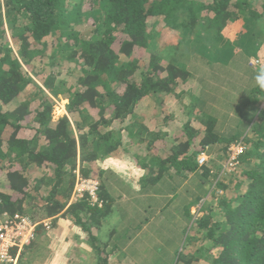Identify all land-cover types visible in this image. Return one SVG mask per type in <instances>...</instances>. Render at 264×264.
<instances>
[{
    "label": "trees",
    "instance_id": "trees-1",
    "mask_svg": "<svg viewBox=\"0 0 264 264\" xmlns=\"http://www.w3.org/2000/svg\"><path fill=\"white\" fill-rule=\"evenodd\" d=\"M193 35L202 41V50L212 52L232 51L237 44L256 47V64L245 66L249 89L234 84L239 103L223 114L218 111L232 132H217L215 118L200 107L195 113L199 130L187 123L164 139L157 154L149 148L151 165L138 155L135 159L146 167L143 179L181 183L193 175L204 194L194 195L195 202L209 197L199 209L201 217L188 211L174 264H200L204 253L209 264H264V92L252 79L264 67V0H0V214L18 213L36 222L72 219L95 248L94 264H109L102 256L104 246L89 234L108 210L101 194L107 191L106 180L99 184L101 207L69 204L74 172L92 178L99 159L126 153L125 140L140 135L139 121L155 114L137 113L147 108L150 96L161 106L181 96L179 88L190 81L199 85L196 96H202L207 90L202 78L180 63ZM200 55L192 57L194 64L207 63ZM64 65L75 71L65 81L58 77ZM30 85L31 100L21 101ZM58 97L67 101L66 115L54 121L53 99ZM240 101L247 109L242 117ZM239 142L244 151L229 171L238 169L237 176L217 181L222 193H212L216 176L210 157L226 160L229 147ZM202 153L208 161L199 167L196 157ZM178 194L183 196V190ZM44 230L39 226L36 234ZM198 240L211 241L218 253L212 257L201 243L190 254ZM37 246H29L33 259L41 255ZM19 264L29 263L21 258Z\"/></svg>",
    "mask_w": 264,
    "mask_h": 264
},
{
    "label": "rangeland",
    "instance_id": "rangeland-1",
    "mask_svg": "<svg viewBox=\"0 0 264 264\" xmlns=\"http://www.w3.org/2000/svg\"><path fill=\"white\" fill-rule=\"evenodd\" d=\"M251 1L257 2V0H251ZM78 28L79 27H77V29ZM84 30H86V28ZM86 34L87 33L85 32V35ZM8 40H9L10 47L15 51V47L12 41L10 40V38ZM263 47L264 46L262 45V48ZM250 48L245 49V46H243L242 44H237L236 47L233 48L232 51L229 50L226 52L225 51L212 52L213 50L212 51L202 50L203 49L202 41L196 35H193L183 46V57H182V60L180 61L181 67L184 69H188L189 67L190 73H196L198 77H201L204 84L207 87V90L206 89L202 90V93H201L202 96H199V97L196 96L197 91L199 90V85L194 81H190L189 83H187V85L185 86L182 85L179 88V90H181V96H178L176 98H173L172 100L164 102V104L161 105L162 107L159 106V104H157V101L155 100L153 96H150V101L147 102L148 104L147 108H145L144 110H139L137 113L141 115L143 114L146 115L149 111L150 112L152 111L153 113H155V118H157V121L155 120L154 122L153 120L154 116H153V119L152 118L150 119V117L147 116L145 120L143 119V121L141 120L139 121V123H141V125L143 126L144 125L148 127L151 126V128L149 129H151L150 131L151 133H153V127L159 126V123L164 122L165 126L163 127L166 133L163 132L164 133L163 139L164 138L167 139L173 136L175 133L181 132L182 129H184L185 124L187 123H189L188 127L190 129L199 130L201 127V124H200L201 119L198 120V117H196L197 115H195V113H197V110L201 107V109L205 112V113L201 112L202 114H207L215 118L216 131L217 132H220L221 130L226 131L224 132L225 136L229 135V133L232 131L229 132L228 124L226 123L227 119L225 116L220 115L218 111L222 112L223 114L226 110L232 109V106L234 105V103H236V106L239 103L237 101L239 99L237 98L238 96L239 97L241 96V93L237 95V93L232 92L234 88L233 86L234 84H236L235 87L242 86V89L240 87L239 90L249 89V86L251 83H250L249 77L248 79L245 77V75H248L247 74L248 72L245 69V63L248 62L247 66L251 67L256 64L253 57H257L256 47L250 46ZM201 50L202 52L203 51H206V52L200 53ZM258 50L262 51L260 48ZM197 54H201L200 57H202V60L206 61L207 63L199 62L198 64H196L197 63L196 62L194 64L193 62L194 59H192V57L196 56ZM43 71L45 73H48L49 67L47 66L44 67ZM58 73H60L58 77L62 79L63 81H65L69 78L68 76L75 73V71H73V68H68V65H64L62 69L61 68L58 69ZM35 83L39 85V82L36 80H35ZM33 92H34V87L32 85L27 86V88L24 89L21 94V99H22L21 101H24V100L28 101V99L31 100ZM243 92L244 94H246L245 91ZM195 96L198 98H195ZM53 103H54V106H53V112H52V119H58L62 115L64 116L66 114L65 106H66L67 101L64 100L63 97H58V98L53 99ZM240 103H243V102L240 101ZM190 106L192 110H190ZM154 107L155 109H153ZM216 109H217V112H215ZM238 110H240L238 114L239 117H242L240 115L241 111H244V112L247 111L244 103L242 106L238 107ZM190 111H192V113ZM160 119H164V120L161 121ZM127 120L124 122V125L127 124L126 123ZM239 127L241 126H238V129ZM24 133L27 135L28 132L24 131ZM140 134L144 137L143 132L140 131ZM150 139L151 137L149 138V140ZM138 140H140V138H138ZM140 151L143 153V155L145 154L144 149L140 148ZM146 157L144 156V158L147 159L146 161L151 165V162H150L151 160L149 159L150 156L147 155ZM142 159H139V160L143 161ZM210 159L211 160L213 159L212 160L213 168L211 169V173L216 176L213 182L210 181L212 188L214 187L211 190V192L212 193L217 192L219 195H221L222 192L220 191V188L217 186V181L222 182L223 180L228 179V176H231L234 179V177L237 176L238 169L233 171V174H229V171L224 170L225 160L220 161V160H216V158H213V157H210ZM136 162H138V160H136ZM164 182H166L165 178L157 181V191L158 190L160 191L161 189L162 191L165 190L166 186L164 187V184H163ZM169 182L172 184L173 182L175 183L176 180H169ZM172 185L174 186V184ZM190 185H192V181L190 182ZM142 187L143 185L140 186L139 188L140 192L144 191L145 189L147 190V192H149V190L147 189L148 187H144L141 190ZM151 187L150 189L155 190L154 186H151ZM198 187H201L200 184ZM200 190L201 188L197 189L196 187L194 189L193 188L187 189L185 190V193H184L185 195L183 196H181L178 193H175L173 200H171L166 206V208L163 209L164 211L162 210L159 213L162 215L167 214V213L173 214L179 208V211L182 217L185 218L188 213L189 204H191L193 200L192 195H195V198H202L204 196V194L202 195ZM131 192L135 193V188L131 187ZM187 193H189L191 196L188 198V200L187 199L184 200L183 198L188 196ZM189 199L191 202L189 201ZM208 199L209 197L203 198L202 201L200 200L199 203H197V201L196 202L193 201L197 203V205H195V207L192 208L193 210L191 212L192 213L191 215L194 218H199L202 216V213L199 211V209L202 206L207 205L206 202H208ZM203 203L205 204L203 205ZM216 203L217 201L214 202L213 205H215ZM176 206H180V207H176ZM145 208H146L147 214H150L152 211L155 210V207H145ZM181 210H184V211H181ZM176 215L177 214L175 213L174 216ZM56 218L58 219L62 217L58 216ZM56 218L54 220H57ZM62 219L68 220V222H70V224L67 225L68 226L67 231H71L73 235L76 234V226L77 228L81 229L80 226L74 224V221L72 219H67V218H62ZM160 221H163L162 224L160 223ZM155 222H158L159 226L154 229H150L147 235L145 236L142 235V239L144 238L146 239L145 243L140 244V242H132L128 244L129 246L126 249V254H125L126 258L122 261H115L117 262L115 264H174L173 260H175V257H177L178 252L181 250L180 248L181 244L178 243L179 245L177 246L176 242L179 241V235L181 238L182 230H181V227H177V226L183 225V222L181 219L172 220L170 216L165 217V215L164 217L161 216V217H158V219L156 218L154 223ZM52 228L53 227L51 226L50 231H47V230L45 231L51 233ZM55 230H53L52 233L55 232ZM117 230H122V229L120 228ZM131 230H132L131 227H128V232H127V235L125 236L127 237V239H130L129 233L131 232ZM77 233L78 235L81 234L79 231H77ZM81 236L82 235H80V237ZM210 242L211 241L206 240V241H203L202 243L200 240H198L196 244L194 245L192 244L190 248L191 249L190 254L194 253L195 250L198 247H200L202 243L204 244V247L206 250H211L210 254L213 257L214 255L218 253L219 249L217 247L212 248ZM43 243H44V240L41 241L42 245L39 246L40 247L39 253H41V255H39L36 259L34 258L33 260L30 257L32 255H29V258H30L29 264H45V259L47 255L45 254V251L43 252L42 248L43 246H45ZM47 250L53 251V249L51 250L49 248H47ZM55 251L57 252L58 249L55 248ZM70 251H69V254L66 260L64 259L63 261H61V264H94L95 260H91L89 257H86L85 260L77 259V257H75V253L73 251L71 252ZM30 253L32 254L31 251ZM25 254L26 253H24V256H22L23 259L25 258ZM122 256L123 254L120 255V257ZM208 258L209 257L207 256V254L204 253L203 255H201L199 263L209 264ZM57 262L55 263L54 261L52 262V264H57Z\"/></svg>",
    "mask_w": 264,
    "mask_h": 264
},
{
    "label": "crops",
    "instance_id": "crops-1",
    "mask_svg": "<svg viewBox=\"0 0 264 264\" xmlns=\"http://www.w3.org/2000/svg\"><path fill=\"white\" fill-rule=\"evenodd\" d=\"M248 62L245 63V66H247ZM66 115V114H65ZM63 116V115H62ZM61 116V117H62ZM163 116V115H162ZM151 119V117H150ZM153 119V117H152ZM54 121L57 119H53ZM154 122L155 120L157 121V118H155L154 114ZM161 121L164 119H160ZM141 132H143L144 137L140 134L138 138L140 140L135 139V140H130L126 139L125 141V147L128 149L122 154H112L110 156H121L123 154H127L128 156H131L133 159H135V155H138L140 159L146 157L148 153L154 151L155 154H157V150L155 149L163 146L165 144L164 138V127L165 123H159V126L153 127V133H151V126H146V125H139ZM142 127V128H141ZM153 134H155V139L152 141ZM151 139L149 140V138ZM145 138V139H144ZM163 141V142H162ZM169 140H167L168 142ZM154 146V147H153ZM140 148L145 150V154L140 151ZM149 148L152 149V151H149ZM210 156V155H209ZM147 158V157H146ZM146 158L142 159L141 161L143 164L148 163ZM150 161V160H149ZM151 162V161H150ZM156 162V161H154ZM105 163V159H99L98 163L92 165V170L91 174L93 177L91 179H95L98 181L100 184V181L106 180V192H101V194L104 195V200L105 204L108 205V210L105 213V218L102 220L101 224H96L94 223L93 226H91V229L89 231L90 236L94 237L96 239L97 245L104 246L105 252L102 253V256H107L108 258V263L109 264H115L117 262L115 261H122L126 258V249L129 246L128 244L132 242H140V244L145 243V238L142 239V235H147L148 231L150 229H154L159 226L158 222L154 221L158 217H165L170 216L171 219H177V220H182L183 225L177 226L184 228L187 225V219L186 217H182L179 208L175 212L177 215L174 216L175 213L170 214H160L159 212L162 211L168 203L173 200V197L175 196V193H180V191L183 190V194L185 193V190L187 189H194L196 187L195 184V178L192 175V177H187L186 181L184 182H175V188L174 186L168 182L169 180L167 179L165 183V190L162 191V189L157 191V180H153L152 177L150 176L147 179H143L146 176L147 173L146 167L140 166L138 163V166L144 170V176L139 180V188L140 186L143 185L141 190L144 187H148L147 190L145 189L144 191L140 192V190L135 189V193L131 192V183L130 182H125L124 180L118 178L116 175H114L109 169L102 167L101 165ZM192 181V185H190V182ZM145 183V184H144ZM164 184V183H163ZM151 186L155 187V190L150 189ZM164 186V187H165ZM152 188V187H151ZM149 197H148V196ZM185 195V194H184ZM188 196L184 197L183 199H187L191 196L189 193H187ZM159 196V197H158ZM193 200L191 204H189L188 211L190 214H192V208L195 207V198L194 195ZM202 201V200H201ZM155 202V204H154ZM104 204V203H103ZM145 207H155V210L152 211L150 214H147L146 208ZM180 207V206H176ZM150 209V208H149ZM185 210V208H184ZM181 210V211H184ZM164 211V210H163ZM55 219V218H54ZM51 220V226L52 231L55 230V232L51 233L47 232L51 230V226L49 230L45 231L47 233L43 232H38L36 234V239L34 240L35 246H41V241L44 240V245L43 246V252L45 251L46 259H45V264H52V262L55 261L57 264H61V261L68 257L69 251H73L75 253V257L77 259L85 260L86 257H89L91 260H95L96 256L94 253V247L91 246L92 242H90L88 238L87 232H83L82 229L77 228L76 226V234L73 235L71 231H67V228L70 224L68 220L62 219V218H56L57 220ZM163 221H160L162 224ZM75 227V226H74ZM128 227H131V232L129 233L130 239H127L125 237L128 232ZM122 229V230H117V229ZM77 231H79L82 235H78ZM43 233V234H42ZM53 234V235H52ZM46 240V241H45ZM180 242V237L179 241ZM96 245V244H95ZM179 244H177L178 246ZM37 246V247H38ZM40 248V247H38ZM47 248L53 249V251H48ZM55 248L58 249V251H55ZM32 252V254L30 253ZM34 248L28 247L27 252L25 254V258L23 262L29 263L30 258L29 255L34 254ZM70 251V252H71ZM123 254L122 257L120 255ZM24 256V255H23ZM33 260V257L30 256Z\"/></svg>",
    "mask_w": 264,
    "mask_h": 264
},
{
    "label": "built area",
    "instance_id": "built-area-1",
    "mask_svg": "<svg viewBox=\"0 0 264 264\" xmlns=\"http://www.w3.org/2000/svg\"><path fill=\"white\" fill-rule=\"evenodd\" d=\"M244 151L242 144H232L227 150L224 170L231 171L236 168L239 155ZM197 165L203 166L208 158L202 153L196 157ZM74 184L69 204L85 201L89 207H101L102 202L98 198L99 183L95 179L81 176L78 170L74 172ZM1 202V200H0ZM39 226L49 230L51 220L39 222L31 220L27 216L15 213L0 214V264H19L28 247L36 239V231Z\"/></svg>",
    "mask_w": 264,
    "mask_h": 264
},
{
    "label": "clouds",
    "instance_id": "clouds-1",
    "mask_svg": "<svg viewBox=\"0 0 264 264\" xmlns=\"http://www.w3.org/2000/svg\"><path fill=\"white\" fill-rule=\"evenodd\" d=\"M254 86L264 92V67L257 69L252 77ZM105 163L101 166L109 169L118 178L130 182L131 186L139 190V180L144 176V169L140 168L137 162L127 154L119 157H105Z\"/></svg>",
    "mask_w": 264,
    "mask_h": 264
}]
</instances>
